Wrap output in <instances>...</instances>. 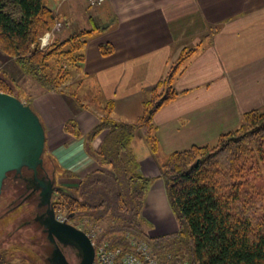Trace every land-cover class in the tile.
Wrapping results in <instances>:
<instances>
[{
  "label": "trees",
  "instance_id": "16d2710c",
  "mask_svg": "<svg viewBox=\"0 0 264 264\" xmlns=\"http://www.w3.org/2000/svg\"><path fill=\"white\" fill-rule=\"evenodd\" d=\"M50 1L0 0V50L15 58L45 89L58 90L62 81L81 74L87 42L103 28L74 31L38 50V37L55 20ZM113 49L109 43L99 45L102 55ZM196 51L194 46L181 50L141 100V112L134 122L113 119V101L98 104V123L87 138L101 136L92 155L106 172L94 171L74 189L63 188L60 208L65 216L78 214L77 221L85 223L81 228L86 232L96 231L98 223L109 216L110 224L98 233L100 240L127 250L133 240L143 242L159 264H264V204L255 200L259 194L253 188L264 169V106L242 113L239 125L212 143L173 151L161 163L159 177L177 230L152 236L151 224L142 215L154 178L141 173L133 140L140 131L149 149L157 152L153 115L177 98L174 81ZM6 80L0 76V91L10 90ZM64 129L80 134L73 119Z\"/></svg>",
  "mask_w": 264,
  "mask_h": 264
},
{
  "label": "crops",
  "instance_id": "0c3cea01",
  "mask_svg": "<svg viewBox=\"0 0 264 264\" xmlns=\"http://www.w3.org/2000/svg\"><path fill=\"white\" fill-rule=\"evenodd\" d=\"M100 7L108 20L89 40L81 70L91 95L78 90L91 108L74 106L61 91L39 92L31 106L44 126V154L60 172V184L75 187L94 171L106 172L92 155L101 136L87 138L98 123L99 105L113 101L112 118L133 122L114 112L140 105L181 50L196 47L174 81L179 95L153 115L157 152L140 156L133 148L141 173L154 178L142 212L157 226L172 216L159 178L164 159L212 143L236 128L242 113L264 106V0H105ZM102 43L113 52L102 55ZM70 119L78 136L64 129Z\"/></svg>",
  "mask_w": 264,
  "mask_h": 264
},
{
  "label": "rangeland",
  "instance_id": "374dc122",
  "mask_svg": "<svg viewBox=\"0 0 264 264\" xmlns=\"http://www.w3.org/2000/svg\"><path fill=\"white\" fill-rule=\"evenodd\" d=\"M49 4L54 11L55 20L52 27L38 37V43L36 45L38 50L49 48L51 44L58 40H64L74 31L81 29H101V26L108 20V16L104 11L101 12L100 6H89L87 0H51ZM89 40H91V38ZM32 47H34V45ZM0 76H4L7 79L6 81L10 88L7 93L15 95L25 104H29L30 106L31 99H33V97L39 92L61 91L74 106L78 105L81 107L80 104L84 103L86 107L85 109L91 108V100L89 98H84L78 92L80 88H83L91 95V88L89 89L88 84L84 81L85 77L83 79V76L79 73L70 79L62 81L58 90H47L25 73L20 68L15 58L7 57L0 50ZM82 79L83 82H81ZM73 93H76V96L79 99L78 101L73 96ZM141 107L140 103L138 106L134 105L131 108L123 109V111H115L114 115L122 120L134 122L141 112ZM137 134L139 136H137ZM137 134L133 140V148L135 145L136 153L140 156H144L149 153L150 149L143 140L140 131H137ZM165 160L166 159H164V161ZM261 163L264 164L263 161ZM41 169H45L50 173V181H52L50 184L51 186L54 185L52 186L55 191L51 194V208L54 209L56 213L65 216L63 214V209L60 208L61 190L65 188L59 182V180H61L59 178L61 176L60 172L57 171L54 163L48 158V156L46 157L45 154L43 155V164L38 167L37 172ZM34 178L32 170L24 167L18 174L15 172H9L4 179L0 194V262H2V264H48L46 261L48 252H45L43 249L46 242L42 233V225L37 218L39 204L44 205L42 209L45 208L46 211L48 206L46 207V204L41 203V189H34ZM44 182L48 183L47 181ZM78 182L79 180L75 181V186ZM253 185V188L256 189L257 194H259H256L257 196L255 197V200L264 204V169L261 171L260 176L255 178ZM57 187H61L62 189L56 190ZM71 188H73V186ZM30 194L32 196L26 198V196ZM74 196L79 198L77 192ZM142 215L151 224L150 235L152 236L171 233L178 228L173 213L172 216H170V220L160 221L157 223V226L152 224L151 221L144 216L143 212ZM78 216L79 215L77 214L72 220L76 221L77 224L79 223V227H85V223L77 221V219L80 218V216ZM82 218L84 217L82 216ZM110 221V217L105 216L104 220L98 223L96 231H91L90 229L88 232H94L98 235L99 232L107 228ZM24 223L26 224L21 226ZM171 227L173 229H171ZM157 228H159V231ZM158 232L159 234H157ZM68 249L69 248H65L64 250L68 262L70 264H77L80 259L79 253L75 250L76 254H74L73 250L69 252Z\"/></svg>",
  "mask_w": 264,
  "mask_h": 264
},
{
  "label": "water",
  "instance_id": "95a60500",
  "mask_svg": "<svg viewBox=\"0 0 264 264\" xmlns=\"http://www.w3.org/2000/svg\"><path fill=\"white\" fill-rule=\"evenodd\" d=\"M44 147L45 129L38 114L15 95L0 91V194L9 172L18 174L25 167L32 170L37 179L38 167L43 164ZM38 181L41 203L48 206L43 221L45 232L64 242L75 243L81 250L77 264H92L95 252L91 239L84 230L67 222L70 215L64 221L55 218L56 212L50 206L55 189L50 183ZM59 189L62 188H56ZM55 254L60 264H70L59 248Z\"/></svg>",
  "mask_w": 264,
  "mask_h": 264
},
{
  "label": "built area",
  "instance_id": "2783aa9c",
  "mask_svg": "<svg viewBox=\"0 0 264 264\" xmlns=\"http://www.w3.org/2000/svg\"><path fill=\"white\" fill-rule=\"evenodd\" d=\"M105 0H87L92 7L100 6ZM59 221L66 220L65 216L55 213ZM87 233V232H86ZM94 246V259L92 264H159L151 249L139 241L131 242V249H124L121 246H113L105 240H100L94 232L87 233ZM177 264H187L180 261Z\"/></svg>",
  "mask_w": 264,
  "mask_h": 264
},
{
  "label": "flooded vegetation",
  "instance_id": "af4514ba",
  "mask_svg": "<svg viewBox=\"0 0 264 264\" xmlns=\"http://www.w3.org/2000/svg\"><path fill=\"white\" fill-rule=\"evenodd\" d=\"M37 177L39 179L47 181L48 183H52V181H50V177H51L50 173L47 172L45 169H41L39 172H37ZM38 178L37 179L34 178V181H33V184H34V187H35L34 189H40V187L38 186V183H39V181H38L39 179ZM52 186H54V185H52ZM31 196H32L31 194L27 195L26 198H30ZM38 207H39V213H38V217L37 218H38V220L40 221V223L42 225L41 226L42 227V233L44 235L45 242H46L44 247H43V249L45 250V252H48V257H47V260H46L48 262V264H60L58 258L56 257V254H55V251L57 250V248H59L64 255H66L65 252H64L65 248H69L68 249L69 252H71V250H73V253L76 254V252H75V250H76L79 253V256H81V250L75 243H73V242H64L62 240H59L58 238L49 236L45 232L43 221H44L45 216H46V209L45 208L42 209L44 207V205H40L39 204ZM46 207H47V205H46ZM67 222H69L70 224H72V225H74L76 227H79L77 222L72 220V217L68 218ZM25 224L26 223L22 224L21 226H24ZM79 228H81V227H79ZM81 229L83 230V228H81Z\"/></svg>",
  "mask_w": 264,
  "mask_h": 264
}]
</instances>
